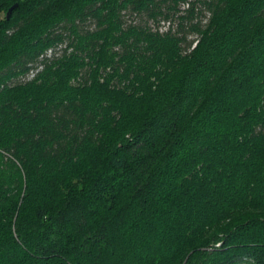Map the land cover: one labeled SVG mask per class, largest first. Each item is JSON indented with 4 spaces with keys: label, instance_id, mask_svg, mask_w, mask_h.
I'll return each mask as SVG.
<instances>
[{
    "label": "trees",
    "instance_id": "16d2710c",
    "mask_svg": "<svg viewBox=\"0 0 264 264\" xmlns=\"http://www.w3.org/2000/svg\"><path fill=\"white\" fill-rule=\"evenodd\" d=\"M0 264H264V0H0Z\"/></svg>",
    "mask_w": 264,
    "mask_h": 264
},
{
    "label": "water",
    "instance_id": "95a60500",
    "mask_svg": "<svg viewBox=\"0 0 264 264\" xmlns=\"http://www.w3.org/2000/svg\"><path fill=\"white\" fill-rule=\"evenodd\" d=\"M15 6H16V4H13V5H11V6L7 9V11H6V18L9 17V15H10L12 9H13Z\"/></svg>",
    "mask_w": 264,
    "mask_h": 264
}]
</instances>
